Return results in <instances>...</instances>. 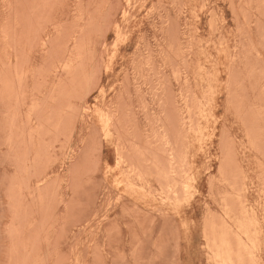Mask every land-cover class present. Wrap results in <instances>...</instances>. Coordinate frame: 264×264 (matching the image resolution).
Segmentation results:
<instances>
[{
	"label": "rangeland",
	"instance_id": "obj_1",
	"mask_svg": "<svg viewBox=\"0 0 264 264\" xmlns=\"http://www.w3.org/2000/svg\"><path fill=\"white\" fill-rule=\"evenodd\" d=\"M216 262L264 264V0H0V264Z\"/></svg>",
	"mask_w": 264,
	"mask_h": 264
},
{
	"label": "bare ground",
	"instance_id": "obj_2",
	"mask_svg": "<svg viewBox=\"0 0 264 264\" xmlns=\"http://www.w3.org/2000/svg\"><path fill=\"white\" fill-rule=\"evenodd\" d=\"M239 231H240V230H239ZM257 233H258V232H257ZM249 234H250V233H249ZM254 243H255V242H254ZM254 243H251V244L253 245ZM248 246H249V245H248ZM220 255H221V254H220ZM224 257H225V256H224ZM224 257H223V256H222V258L219 257V260H220V259L222 260ZM226 258H227V257H226ZM228 259H229V258H228ZM225 260H226V259H225ZM225 260H223V261L225 262ZM215 261H217V259H216ZM229 261H230V259H229ZM226 262H227V260H226ZM216 263H219V262H216ZM219 264H221V263H219Z\"/></svg>",
	"mask_w": 264,
	"mask_h": 264
}]
</instances>
